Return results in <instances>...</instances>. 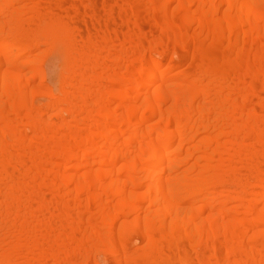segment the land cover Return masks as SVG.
Here are the masks:
<instances>
[{
  "label": "bare ground",
  "instance_id": "bare-ground-1",
  "mask_svg": "<svg viewBox=\"0 0 264 264\" xmlns=\"http://www.w3.org/2000/svg\"><path fill=\"white\" fill-rule=\"evenodd\" d=\"M109 261L264 264V0H0V264Z\"/></svg>",
  "mask_w": 264,
  "mask_h": 264
},
{
  "label": "rangeland",
  "instance_id": "rangeland-1",
  "mask_svg": "<svg viewBox=\"0 0 264 264\" xmlns=\"http://www.w3.org/2000/svg\"><path fill=\"white\" fill-rule=\"evenodd\" d=\"M125 30H126V29H125ZM125 30H123V32H125ZM163 58H164L165 60L167 59L166 61H169V60H170V57H169V56H164ZM174 61H175V62H178V59H175ZM51 75L53 76V74L50 73V79H51V81L53 82V81L55 80V77H54V76L52 77ZM51 77H52V78H51ZM108 264H112V262L110 263V261H109Z\"/></svg>",
  "mask_w": 264,
  "mask_h": 264
}]
</instances>
